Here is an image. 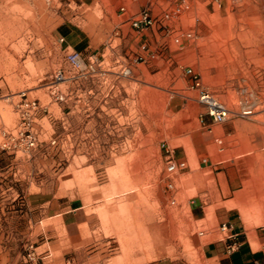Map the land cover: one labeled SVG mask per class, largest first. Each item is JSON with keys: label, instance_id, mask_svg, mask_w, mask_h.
<instances>
[{"label": "rangeland", "instance_id": "1", "mask_svg": "<svg viewBox=\"0 0 264 264\" xmlns=\"http://www.w3.org/2000/svg\"><path fill=\"white\" fill-rule=\"evenodd\" d=\"M122 4L0 0V264H214L229 211L264 237V0H137L134 32ZM189 70L257 114L214 125Z\"/></svg>", "mask_w": 264, "mask_h": 264}, {"label": "built area", "instance_id": "2", "mask_svg": "<svg viewBox=\"0 0 264 264\" xmlns=\"http://www.w3.org/2000/svg\"><path fill=\"white\" fill-rule=\"evenodd\" d=\"M50 2L51 0H47ZM120 12L122 14H129V8L127 4H122L120 7ZM131 22L133 29L138 31H143L153 26L154 20L148 9H143L137 13L129 14L128 18ZM187 38H192L193 34L188 32L186 34ZM64 39L60 42L64 43ZM96 59H91L89 64H85L80 53L76 51H70L66 55L67 64L74 70L84 73L86 78L93 77L97 73ZM126 72L130 73L131 69L126 68ZM189 76L192 78L193 87L198 91V101L206 109V115L209 116L214 125H223L227 123L232 118H242L249 119L257 114L258 103L251 101L250 99H244L239 103L237 109L229 108L225 103L219 101L213 95H211L203 86L199 75L192 70L188 71ZM33 109H37V102L33 101L30 105ZM28 143L33 146L34 141L30 137ZM168 172L171 174L177 171V165L173 160L168 162L167 167ZM172 187V184L169 185ZM219 232L223 234L224 238L232 243L227 245V254H232L238 250L239 245L235 242L236 235L233 233L232 226L228 223H221L219 225ZM204 233L201 232V235Z\"/></svg>", "mask_w": 264, "mask_h": 264}, {"label": "crops", "instance_id": "3", "mask_svg": "<svg viewBox=\"0 0 264 264\" xmlns=\"http://www.w3.org/2000/svg\"><path fill=\"white\" fill-rule=\"evenodd\" d=\"M95 2L96 0H90ZM124 2L128 4L129 14L136 13V1L137 0H110ZM121 7V5H120ZM120 7L118 13L120 16L124 17L122 24L124 26H129L132 32L136 31L131 26L129 22V14H122L120 12ZM76 32H70L67 35V41L64 39V50L65 52L70 51H79L82 48L81 41L74 43L71 41V38L75 39ZM91 47L90 45H87ZM84 49V47L82 48ZM77 210L75 209L72 212H65L58 216L63 218L65 226L72 227L78 224ZM227 220L222 221V223H228L232 226L233 233L236 235L235 242L238 243L239 248L232 254H227L226 248L227 245L232 243L224 238L223 234H220L221 238L216 241H211L203 244L199 249V254L203 262L214 264H264V237L260 234L261 229L256 228L250 233L247 231V227L244 225L240 217H236L234 211H229L226 215ZM255 244L260 246V249L256 250ZM160 264H170L168 262Z\"/></svg>", "mask_w": 264, "mask_h": 264}]
</instances>
